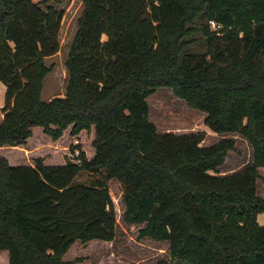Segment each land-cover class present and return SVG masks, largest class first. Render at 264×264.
Wrapping results in <instances>:
<instances>
[{"label": "trees", "instance_id": "obj_1", "mask_svg": "<svg viewBox=\"0 0 264 264\" xmlns=\"http://www.w3.org/2000/svg\"><path fill=\"white\" fill-rule=\"evenodd\" d=\"M61 0H0V146L32 127L52 139L94 132L93 154L12 165L0 156V250L8 264H73L79 241H110L122 186L123 218L140 237L166 241L191 264H264L257 214L264 166V0H82L65 60V92L41 99L45 58L59 49ZM209 20L220 26L211 28ZM203 40L204 50L188 49ZM160 86L203 111L214 132L251 146L239 170L219 174L233 138L202 145L204 131L158 132L146 97ZM82 171L88 178L77 179ZM156 264H168L165 258Z\"/></svg>", "mask_w": 264, "mask_h": 264}, {"label": "rangeland", "instance_id": "obj_2", "mask_svg": "<svg viewBox=\"0 0 264 264\" xmlns=\"http://www.w3.org/2000/svg\"><path fill=\"white\" fill-rule=\"evenodd\" d=\"M53 4L57 9L62 10L63 16L58 32L59 49L44 59L46 65H51V70L43 80L41 90L43 100L65 92L67 84L65 60L83 8L82 0H61ZM188 49L195 52L203 51V40L190 44ZM4 91V84L0 82V120ZM146 100L149 104L148 117L155 124L158 132L182 133L202 130L205 133L202 145L214 143L224 137L234 139V148L226 152L224 161L217 167L219 174L239 170L251 159L252 149L245 137L236 132L211 131L204 124L205 113L176 96L170 87H158L155 92L146 97ZM93 138L92 128L89 131L81 130L75 135L70 134L67 128L59 138L52 139L50 135L43 132L40 126H34L24 144L0 146V156L5 157L12 165L33 163L35 157L42 158L47 164L63 163L68 159H73L76 148L90 157L94 151ZM258 172L257 193L261 196L264 193V166L259 167ZM86 178L88 174L85 171L77 177L80 180ZM107 186L116 211L115 237L110 241L93 239L84 244L75 241L63 255V259L74 260L73 264H156L158 259L165 258L168 264H191L188 261L170 258L166 250V241L140 237L138 229L142 224H130L123 218L124 204L121 200V184L115 179H109ZM0 264H8V252L5 249L0 250Z\"/></svg>", "mask_w": 264, "mask_h": 264}, {"label": "crops", "instance_id": "obj_3", "mask_svg": "<svg viewBox=\"0 0 264 264\" xmlns=\"http://www.w3.org/2000/svg\"><path fill=\"white\" fill-rule=\"evenodd\" d=\"M28 164H32V163H28ZM261 196L264 197V193ZM260 213L257 214V217H256L257 222H259V223L261 222L264 224V212H260ZM259 214H260V216H258Z\"/></svg>", "mask_w": 264, "mask_h": 264}, {"label": "built area", "instance_id": "obj_4", "mask_svg": "<svg viewBox=\"0 0 264 264\" xmlns=\"http://www.w3.org/2000/svg\"><path fill=\"white\" fill-rule=\"evenodd\" d=\"M209 24H210V26H211V28H218L220 25L219 24H217L215 21H213V20H209ZM75 152H76V154L78 153V150L77 149H75L74 150Z\"/></svg>", "mask_w": 264, "mask_h": 264}]
</instances>
